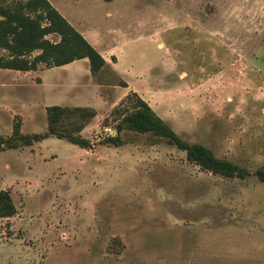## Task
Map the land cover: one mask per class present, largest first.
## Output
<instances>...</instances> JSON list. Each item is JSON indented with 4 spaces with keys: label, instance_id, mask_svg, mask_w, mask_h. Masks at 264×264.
I'll list each match as a JSON object with an SVG mask.
<instances>
[{
    "label": "rangeland",
    "instance_id": "rangeland-1",
    "mask_svg": "<svg viewBox=\"0 0 264 264\" xmlns=\"http://www.w3.org/2000/svg\"><path fill=\"white\" fill-rule=\"evenodd\" d=\"M49 2L118 57L121 77L110 66L92 75L87 59L0 68L2 138L15 122L44 133L51 105L96 110L81 131L90 149L49 136L0 150V190L16 207L0 217V264H264L255 176L212 174L149 133L101 142L136 92L183 140L264 166V0Z\"/></svg>",
    "mask_w": 264,
    "mask_h": 264
},
{
    "label": "trees",
    "instance_id": "trees-1",
    "mask_svg": "<svg viewBox=\"0 0 264 264\" xmlns=\"http://www.w3.org/2000/svg\"><path fill=\"white\" fill-rule=\"evenodd\" d=\"M110 1V0H106ZM55 34L58 39L47 36ZM0 68L23 72L37 70L39 64L62 66L87 59L89 70L96 75L106 66L102 54L49 2V0H0ZM127 86V85H124ZM130 101L116 125L117 134L101 142L120 145V133L131 130L149 133L155 140L163 139L185 152L186 159L212 174L228 179L245 180L251 175L264 183V166L250 172L246 167L217 157L201 143L183 140L136 92L126 96ZM96 110L86 106L51 105L46 107L47 129L44 133H22L20 123L13 124L9 137H0V150L30 145L49 136L66 140L80 148L90 149L93 143L81 131L95 117ZM16 213L9 190H0V217Z\"/></svg>",
    "mask_w": 264,
    "mask_h": 264
},
{
    "label": "crops",
    "instance_id": "crops-1",
    "mask_svg": "<svg viewBox=\"0 0 264 264\" xmlns=\"http://www.w3.org/2000/svg\"><path fill=\"white\" fill-rule=\"evenodd\" d=\"M86 38H87V40H89V42H91V44H94L93 42H95L96 41V39L95 38H89V37H87V36H85ZM91 39H94V40H91ZM109 46H111L110 44H109ZM112 53V52H111ZM103 56V55H102ZM104 57V59H105V61H106V66H110L111 68H112V70H114L115 72H116V74H118L120 77H121V74H120V71H119V69H118V65H117V63L119 62V59H118V57H116V61L115 62H111L109 59H108V57L106 56V55H104L103 56ZM126 82V81H125ZM126 84H127V86H128V83L126 82Z\"/></svg>",
    "mask_w": 264,
    "mask_h": 264
}]
</instances>
